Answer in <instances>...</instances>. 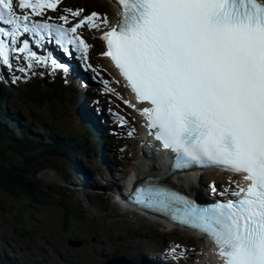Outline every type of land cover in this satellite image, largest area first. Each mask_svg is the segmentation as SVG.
Listing matches in <instances>:
<instances>
[{
  "label": "snow or ice",
  "instance_id": "snow-or-ice-1",
  "mask_svg": "<svg viewBox=\"0 0 264 264\" xmlns=\"http://www.w3.org/2000/svg\"><path fill=\"white\" fill-rule=\"evenodd\" d=\"M61 2L18 0V12L14 0H0V65L11 69L19 53L28 62L21 73L48 60L66 71L37 55L27 37L86 58L90 46L78 30L104 24L103 55L140 103L149 135L174 153L173 168H223L247 182L204 206L162 182L138 187L129 199L206 235L221 264H264V0H117L115 26L96 12L70 27L35 19ZM59 19L69 23L67 15Z\"/></svg>",
  "mask_w": 264,
  "mask_h": 264
},
{
  "label": "rangeland",
  "instance_id": "rangeland-1",
  "mask_svg": "<svg viewBox=\"0 0 264 264\" xmlns=\"http://www.w3.org/2000/svg\"><path fill=\"white\" fill-rule=\"evenodd\" d=\"M104 4L106 3H102L99 0H62L57 16L66 14L67 12V15L71 17L72 11L84 9L85 12L83 15L92 11H98L101 13L102 18H107L110 10L108 8L107 11ZM75 20L76 19H74V21ZM85 30L89 31L90 29L85 27ZM95 31L96 30L93 29L90 31L88 39L93 43V47L97 46L99 43L100 49H103V45L94 40L93 33ZM94 48L93 51L95 52L102 50ZM93 61L95 68L92 73L94 75H97L99 71L101 74L111 73L113 76L112 72L107 68L105 61H102V58L94 56ZM21 62V64L13 65L11 69L7 68L0 72V93L4 96L11 94V101L8 105L12 106L17 111L19 110L20 105L16 103L15 97L18 94L19 87L24 88L25 91L27 90V82L39 83L44 88L57 90L61 93V96L60 98L44 101L42 104L38 101L32 103L33 115L22 110L19 111L21 115L20 120L12 117L14 121H19L21 125L19 129L25 127L24 123L29 126L28 120L36 118L47 125L52 124L54 129L60 134L63 132H70L78 135H87L85 131L86 129L88 130V128L83 126L86 125V121L82 120V127L80 125V119L72 111V105L81 102L79 92L82 90L79 89V91H77L74 84L66 85L64 80L60 83L58 73L61 70L53 67L50 63L47 65L44 63H34L31 69H28L25 73H21L18 70L19 67L27 68L28 63H26L25 60H21ZM14 77H19V79L13 81ZM106 77L108 78L107 75ZM96 78L99 79V77ZM104 80L109 82L107 84L110 85V81L100 77L101 86L99 89L107 85ZM113 81L116 83V88L113 90V93L123 98L121 102L115 103V97L113 95H107L106 91L103 89L96 91L102 99L98 96L95 98L102 101L106 99L107 103L110 105V109L114 110L115 113H120V115L123 114L127 117L128 115L131 116L128 118V123L130 125L132 121H135V114L129 107L124 106L127 97L114 76ZM6 106L7 104H3L1 108L4 109ZM117 118L119 119V117ZM135 122L134 125H131L128 129L123 128V131L118 132L114 141L115 143L113 142L115 147H111L114 150V154H110L111 148L107 151L104 150L105 155L108 154L109 166L113 168L116 167L115 164L112 163L113 160L121 162V164L123 163V167L121 168L125 173H130L133 170L132 167H135L137 163L139 138L134 135ZM30 132L32 138H34L32 140L34 141L36 138L33 136H35L36 133L41 135L44 133L38 127L32 129ZM118 137H125V140H119ZM133 139L135 141H133ZM11 158L19 163L26 160H28L27 162L33 163H45V160L41 158L38 152L15 154L11 155ZM73 158L75 160L72 162L75 161L74 163H76L77 161L82 169H88L87 167L83 168V164L79 157L77 159V156L74 155ZM69 160L70 158L67 156L52 158L51 163L58 168L56 167V170L46 169L41 171L37 179L40 185L51 187L57 194L53 201L66 203L71 209L79 210L87 220L83 222L82 220L70 219L67 220V226L64 227L63 222H65V218L63 215L65 209L57 205L37 206L29 203L27 200L15 201L13 202L14 212L19 214L22 218L25 217L26 221L29 220V222H32L31 227L39 232V236L23 238L15 233L8 234L6 232L7 229L12 227L8 226V224L13 222V219L9 215L0 212V249H5V253L8 257L23 259L28 256L31 257L33 261H41L43 264H97L103 263L107 259L115 256H125L132 262H136L138 254H146V248L159 250L167 247L170 251L176 245L180 246L176 249L178 253H184L182 256L188 257L191 254H200L202 247L196 244L191 237L183 236L180 233L165 231L163 228L148 221L135 220L129 215L118 213L117 205L113 202L112 196H110V193L106 194L107 189L103 186L104 179H101L100 175H95L98 177L94 178L97 180L98 185L101 186H96L100 190L94 191L93 189L81 188V186L76 185L74 180L79 182L80 177L76 175L77 168L74 166V163L72 164L73 166H71L70 163H68ZM97 161V158L95 160L93 159V163L90 167L93 168L95 166L94 162L96 164ZM86 172L93 175L89 169ZM101 172L103 174L105 173L111 180L114 179L115 172L112 171V169L109 171L106 166L101 165ZM116 174L118 173L116 172ZM220 178L221 177L212 174L200 176L199 184L202 183L203 185L206 181L211 182L212 180H228V178L224 176ZM223 185L224 188H228L229 186L228 182ZM120 211L122 212V210ZM68 239H78L81 241V245L79 247H70L67 244ZM54 251H58L61 255V259H56L54 261L42 260L40 252L47 254V256H51ZM165 252L168 254L170 253L166 251V249ZM187 264H200V262L195 260Z\"/></svg>",
  "mask_w": 264,
  "mask_h": 264
},
{
  "label": "trees",
  "instance_id": "trees-1",
  "mask_svg": "<svg viewBox=\"0 0 264 264\" xmlns=\"http://www.w3.org/2000/svg\"><path fill=\"white\" fill-rule=\"evenodd\" d=\"M60 83L63 78L61 74L58 76ZM28 85V86H27ZM27 90L18 88L16 95V103L20 105L19 110L16 111L12 117L19 118V111H25L33 115L32 103L38 101L40 104L44 101L60 98L61 93L54 89L42 87L39 83H26ZM11 101V94L4 96L0 93V103L9 104ZM6 108L0 107V212L9 215L13 222H10L7 229L8 234L15 233L23 238L39 236V232L32 229L29 220L26 221L25 217H21L14 212L13 202L20 200H27L31 204L37 206L57 205L65 209L64 227L67 226V220H82L85 222L87 219L77 209H71L68 204L53 201L56 193L49 186L40 185L37 176L46 169L56 170L58 167L51 163V159L55 157H69L71 166H73L74 155L81 154L88 165H92L93 151L95 141L90 136L88 130L84 129L87 135H78L70 132L59 133L54 129L53 125H47L41 120L32 118L28 120L29 127H22L10 118L6 113ZM20 119V118H19ZM83 125L80 122V125ZM81 125V126H82ZM84 126V125H83ZM82 126V127H83ZM38 127L42 132L35 134L36 140H32L30 130ZM86 128V126H84ZM41 149V150H39ZM28 152H38L45 163L27 162L28 160L19 163L15 162L11 155L25 154ZM96 167V164L94 162ZM57 167V168H56ZM91 171V169H90ZM66 216V217H65ZM70 216V217H67ZM31 227V228H30ZM42 260H56L61 259L58 251H54L53 255L47 256L40 252ZM0 264H43L41 261H33L31 257H24L23 259L8 257L5 249H0Z\"/></svg>",
  "mask_w": 264,
  "mask_h": 264
},
{
  "label": "bare ground",
  "instance_id": "bare-ground-1",
  "mask_svg": "<svg viewBox=\"0 0 264 264\" xmlns=\"http://www.w3.org/2000/svg\"><path fill=\"white\" fill-rule=\"evenodd\" d=\"M99 1L102 3H106L105 0H99ZM104 6H106L107 11H108V8L110 10L108 12L107 19H108V24L111 25L115 21V17L117 13H115L114 11L113 4L106 3L104 4ZM101 27H104L103 29L107 30V27L102 23H101ZM78 34L80 35L79 30H78ZM31 45L33 47L38 46L35 43H31ZM62 49L63 48L61 47L59 48V52H60L59 54L63 58L62 64L67 67V70L65 71V76L63 77L64 83H66V85L74 84L77 91H79V89L82 90L81 92H79L81 102L73 104L72 111L82 120L86 121L85 123L87 124L88 132L95 141L96 146L94 145V147L92 148V151L95 155L93 156V158L95 157L99 158L101 161H105L107 164L110 165V162L107 158L108 154L105 155V151L109 150V148L111 147L113 148L114 146L113 142L115 141V138L118 135V132L124 130L122 126L117 127L116 118L120 116V113H115L114 116L107 114V108H105L103 101L97 100V98H95V100L92 101L90 100L91 99L90 96L92 95L91 93L92 91L94 92L97 91L99 87L101 86L100 77L106 79V75L108 76L111 87L115 89L116 83L113 81L114 75L112 76L111 73H106V75L101 74L99 73V71H98L99 75L98 74L94 75L92 73L93 70L92 71L89 70V68L91 69L95 68V65H93L92 60L88 58H87V61L84 60L82 54L80 52H77L74 47L72 48L71 55H69L65 50H62ZM13 61H14V56L12 55V62ZM102 61H104V59H102ZM2 67L3 65H0V72L3 71ZM95 76L99 77V79H97ZM125 117L127 116L125 115ZM129 117L131 116L128 115L127 118ZM19 118L21 119V115L19 116ZM111 120H112V123H111ZM132 122L130 123L129 127L131 125H134L135 121L133 123ZM135 123H136L135 125H137V122ZM24 126L29 127L26 123H24ZM134 135L140 139V137L138 136L136 132H134ZM133 141L135 140L133 139ZM112 148H111L110 154H114V150ZM158 151L159 150L156 147H152L150 154L148 153V155H146L147 154L146 151L145 153H143V151L140 153L141 158L137 161V163L135 164V167H132V169L135 172L134 175L137 179H139L141 175L142 176L146 174L160 175L165 172V170L163 171L157 170V168H159L158 166L160 165L159 163L160 154L158 153ZM140 154L138 155V157L140 156ZM113 162L116 167L113 168L111 166L110 169H112V171L115 172L116 177L114 176V179L111 180L105 173L104 174L102 173V175H100V178L104 179L103 186H105V188L107 189L106 194H109L110 192L112 193L111 191L112 186L115 188L117 187L120 188L123 185V182L127 176L125 171H123L121 168L123 167V164H121V162L114 161V160ZM74 166L77 168L76 175L80 177L79 182H77V180H74L76 185L81 186V188L93 189L94 191L100 190V189L95 188V186H99L97 180L94 178L92 179V175H90L88 172L82 169V167H80V164L77 161L76 163H74ZM97 166L98 164L96 162V167ZM91 170L92 172H95L96 171L95 166L91 168ZM116 172L118 174H116ZM191 174L184 175V176H178V177L173 176V178L171 179V183L181 190H184L185 188H189L190 185H191L190 187L191 190H193L194 188L198 189L199 191H203L204 189H207V188L211 189V185L207 181L203 185L202 183L199 184V177L197 176L194 177V175L193 174L191 175ZM76 175L75 177L77 178ZM133 178L134 177L130 176L129 179L132 180ZM227 178L228 180H223V181L220 180L219 184H226L227 182L228 184H230L229 181H232L231 184H235V181L233 179H230L229 177ZM111 193H110V196H111ZM191 193L193 194V191H191ZM164 248L159 249L160 256H156V257L148 256L149 257L148 258L144 254H141V255L138 254L136 262L135 261L133 262L136 264H170V263L187 264L189 262H194L195 260H197L198 262H200V264L208 263V260L205 258V256H203L204 255L203 249L202 250L199 249L200 250L199 255L191 254L188 257H185V256L181 257L178 253V250H176V255L174 256L172 250L169 251V248L166 247L165 248L166 251L170 252L168 254L167 252H165Z\"/></svg>",
  "mask_w": 264,
  "mask_h": 264
},
{
  "label": "water",
  "instance_id": "water-1",
  "mask_svg": "<svg viewBox=\"0 0 264 264\" xmlns=\"http://www.w3.org/2000/svg\"><path fill=\"white\" fill-rule=\"evenodd\" d=\"M67 244L70 247H79L81 245V241L78 239H68ZM97 264H135L130 259H127L125 256H115L110 259H107L103 263Z\"/></svg>",
  "mask_w": 264,
  "mask_h": 264
}]
</instances>
